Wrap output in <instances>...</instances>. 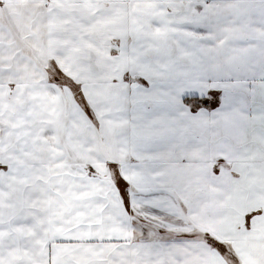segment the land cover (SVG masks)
<instances>
[{"label":"snow or ice","instance_id":"6c2138e0","mask_svg":"<svg viewBox=\"0 0 264 264\" xmlns=\"http://www.w3.org/2000/svg\"><path fill=\"white\" fill-rule=\"evenodd\" d=\"M0 264H264V0H0Z\"/></svg>","mask_w":264,"mask_h":264}]
</instances>
